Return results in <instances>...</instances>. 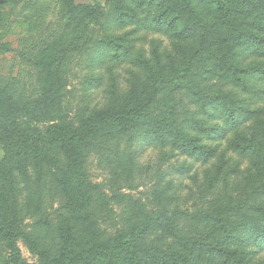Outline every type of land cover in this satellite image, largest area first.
Returning a JSON list of instances; mask_svg holds the SVG:
<instances>
[{
    "label": "rangeland",
    "instance_id": "374dc122",
    "mask_svg": "<svg viewBox=\"0 0 264 264\" xmlns=\"http://www.w3.org/2000/svg\"><path fill=\"white\" fill-rule=\"evenodd\" d=\"M76 2L102 4L105 15L96 36L93 37L94 33L90 32L93 26L82 31L83 28L70 21L61 0H13L0 12V87L8 90L16 100L33 99L41 92V79L35 61L37 55L48 46L66 50L60 66L63 83L61 100L55 106L54 114H45L41 117L42 121L22 119L31 128L44 131L54 122H71L78 126L85 116L118 106L135 89H152L149 64H146V69L142 67L138 60L140 56L171 76L176 69L185 68L192 51L200 46L196 38L178 36L174 32L176 29L154 22L158 6H140L138 1L132 0V10L138 19L123 21L113 13L110 0ZM195 5L208 25L217 20L207 2L197 1ZM245 9H249V4ZM263 10L264 7L253 8L245 16V21L257 20L261 25L252 27L250 34L264 37ZM104 31L115 39L114 42L106 43L109 38ZM250 44L254 51L249 52L247 48L240 51L244 68L264 64V45L257 47L254 44L258 43L252 41ZM202 65L195 66L189 80H174V86L166 84L165 88H172L170 96L166 89L154 107H163L170 102L174 104V99L181 98L176 105H185L193 111L196 106L193 105L195 98L190 84H195L209 93L219 89L223 93L233 90L228 96L230 101L236 102L234 106L240 105L244 110L254 109L256 114L252 120L244 121L237 127L220 118L208 120L209 126L217 124L223 129L204 133L201 142L214 151L213 157L206 163L188 154L175 152L170 147L160 146L157 142L146 144L142 140L128 141L106 136L91 139L85 152L84 169L87 179L98 185V189L90 195L91 217L102 236L112 237L160 212L174 211L175 221L156 226L144 240L148 246L166 247L176 240L181 242L183 237H205L208 229L200 219L201 211L229 201L238 206L250 203L252 199L257 200V197H252V191L261 186L263 180L252 163L240 156L232 144L247 134L256 120L264 122V96L249 97L244 92V89L254 91L264 87V75L251 76L249 82L254 87L249 89L235 81L238 87L230 78L222 79L211 64L209 69ZM201 72L204 73L203 80ZM215 81H222L224 87L210 89V85H206ZM248 98L253 99L250 101ZM241 99L248 104H242ZM240 119L243 117L240 116ZM3 145L0 142V162L7 157ZM58 158L62 162L67 161L62 151L58 153ZM11 162L14 167L13 194L22 226L32 231L36 222L44 219L56 225L59 216H65L66 202L54 175L56 170L36 164L26 155H20ZM235 221L239 223L241 219L235 218ZM263 222L264 218L258 219L259 224ZM39 232L45 247H51L52 252L57 254L59 240L55 234L48 232L44 226ZM18 243L25 260L40 264L38 256L30 252L24 240ZM236 247L240 248L239 245ZM248 250L252 252L253 262L264 264L263 244L250 240Z\"/></svg>",
    "mask_w": 264,
    "mask_h": 264
},
{
    "label": "trees",
    "instance_id": "16d2710c",
    "mask_svg": "<svg viewBox=\"0 0 264 264\" xmlns=\"http://www.w3.org/2000/svg\"><path fill=\"white\" fill-rule=\"evenodd\" d=\"M12 1L0 0V12ZM134 1H138L140 6H158L154 22L176 29L174 32L178 36H190L200 41L199 48L192 51L184 69H176L171 76L165 75L162 68L157 69L140 56L138 60L142 67L146 69V64H149L152 89L137 88L118 106L87 115L78 126L71 122H54L44 131L31 128L22 119L42 121L41 117L45 114H54L63 93L60 66L66 50L48 46L37 55L35 61L42 89L33 99L16 100L8 90L0 87V142L4 144L7 156L0 162V262L3 264H32L24 259L18 243L20 240H24L30 252L38 256L40 264H260L253 262L252 252L247 251L250 240L264 245V222L258 223V219L264 218V122L260 119L255 121L247 134L232 144L240 156L252 163L263 180L261 186L252 191V197H257V200L252 199L250 203L238 206L229 201L201 211L200 219L208 229L204 238L183 237L181 242L176 240L166 247L148 246L144 240L149 232L158 225L175 221L176 213L168 210L134 223L112 237L99 234L93 223L90 195L98 189V185L87 179L84 169L85 152L91 139L106 136L128 141L142 140L146 144L157 142L160 146L170 147L175 152L188 154L206 163L213 157L214 151L201 142L204 133L221 128L217 124L209 126L208 120L220 118L237 127L244 121L252 120L257 111L234 106L236 102L230 101L228 96L233 90L223 93L219 89L209 93L195 84H190L195 98L193 105L196 106L193 111L185 105H176L181 98L174 99V104L170 102L163 107H154L166 89L170 96L172 88H165L166 84L174 86V80H189L195 66H201L203 62L202 67L209 69L211 64L222 79L230 78L235 85L249 89L254 87L249 82L251 76L264 75L263 62L244 68L240 54L245 48L249 52L254 51L250 41L258 43L254 44L257 47L264 45L263 36L249 32L252 27L261 26L258 21H245V16L253 8L264 7V0ZM197 1H205L212 7L217 17L215 22L210 25L205 22V16L196 8ZM61 2L72 23H77L82 31L93 26L90 32L94 33L93 37L96 36L105 15L100 2ZM110 3L113 13L121 20L138 19L132 10V0H110ZM246 4H249L248 10L245 9ZM106 36L109 38L106 43L114 42V38ZM200 78L204 79L203 72ZM218 82H207L206 85L209 84L210 89L224 87L222 81ZM244 90L249 97L264 96V87L254 91ZM235 94L239 95L236 91ZM248 99L252 101L253 98ZM241 102L248 104L243 99ZM60 151L65 154L66 162L58 158ZM20 155L56 170L54 175L66 199L65 216L60 215L56 225L44 219L38 220L32 231L22 226L13 194L14 167L11 162ZM235 218L241 219V222L236 223ZM42 226L59 240L57 254L52 252L51 247H45L39 232Z\"/></svg>",
    "mask_w": 264,
    "mask_h": 264
}]
</instances>
